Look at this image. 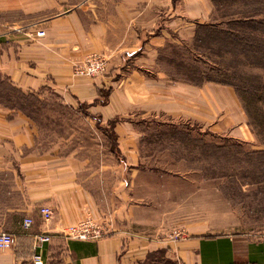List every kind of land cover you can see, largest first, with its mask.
I'll list each match as a JSON object with an SVG mask.
<instances>
[{
    "label": "crops",
    "instance_id": "1",
    "mask_svg": "<svg viewBox=\"0 0 264 264\" xmlns=\"http://www.w3.org/2000/svg\"><path fill=\"white\" fill-rule=\"evenodd\" d=\"M212 16L210 0H0V75L30 97L0 100V230L14 239L0 264H36L35 255L42 264H264V239L191 223L196 205L192 213L190 198L169 191L190 182L153 164V147L175 146L153 125L181 131L221 116L249 137L236 91L193 83L181 68L182 45ZM94 54L105 72L75 76ZM42 207L53 213L47 223ZM87 220L104 237H63ZM179 224L185 237L172 240L166 229ZM42 234L50 242L37 244Z\"/></svg>",
    "mask_w": 264,
    "mask_h": 264
},
{
    "label": "rangeland",
    "instance_id": "2",
    "mask_svg": "<svg viewBox=\"0 0 264 264\" xmlns=\"http://www.w3.org/2000/svg\"><path fill=\"white\" fill-rule=\"evenodd\" d=\"M261 2L260 7H246L244 12L256 8L263 13L262 17L264 0ZM239 3L238 0L232 4L227 14L232 15L240 11V8L236 7ZM221 14L213 5L211 23L216 22L217 16L220 17ZM208 48L206 44L199 43L198 49H195L193 42L190 46L182 45L179 54L182 62L197 65L202 72L208 71L211 66L209 61L212 60ZM214 50L217 51L215 47ZM245 70L247 74H264V71L256 67H246ZM48 98L57 101L54 96ZM0 100L23 103L29 102L30 97L21 91H13L9 83L0 76ZM243 112L246 116L248 138H244L238 130V124L224 125L221 116H215L213 126L188 124V127L182 128L181 131H178L179 127H172L174 125L167 122L161 129L153 125L150 132H168L165 138H174L175 144L172 145L174 148L165 143H158L159 146L153 147L159 152V161L153 164L176 171L175 173L182 176V181L187 179L190 182L189 187L184 185L179 190L178 183L169 191L174 196L180 192L188 197L187 199L190 198L189 209L192 213L196 205L197 212L193 217L197 219L191 220V223H206L214 235L251 234L253 239H264V138L252 132L244 108ZM84 133V128H78L76 131L81 138ZM173 149L175 150L172 151ZM172 160L175 162L173 167L170 164ZM185 202L182 200L183 210L186 209ZM178 203L168 201L165 206L172 209ZM184 227V224H179L166 229L170 231L167 236L175 232L186 234Z\"/></svg>",
    "mask_w": 264,
    "mask_h": 264
},
{
    "label": "trees",
    "instance_id": "3",
    "mask_svg": "<svg viewBox=\"0 0 264 264\" xmlns=\"http://www.w3.org/2000/svg\"><path fill=\"white\" fill-rule=\"evenodd\" d=\"M211 1L216 11L222 14L214 23L199 24L194 40L195 49H198L199 43L209 47L211 66L208 71L202 72L197 65L182 62L183 74L187 80L198 85L215 82L233 87L249 117L252 132L264 138V74H247L245 70L246 67H256L264 71V15L261 17L263 13L256 8L244 12L246 7H260L262 0H239L236 7L240 11L232 15L227 11L238 0ZM1 78L9 83L8 79ZM225 250L223 248V258Z\"/></svg>",
    "mask_w": 264,
    "mask_h": 264
},
{
    "label": "built area",
    "instance_id": "4",
    "mask_svg": "<svg viewBox=\"0 0 264 264\" xmlns=\"http://www.w3.org/2000/svg\"><path fill=\"white\" fill-rule=\"evenodd\" d=\"M44 31H38L37 36H44ZM107 68V60L103 55H90L81 63L73 67V74L78 77L94 78L105 72ZM42 219L45 223L53 218V213L49 208H40ZM33 224V220L26 218L23 223L25 229H29ZM63 237L69 240H97L104 237V232L99 225L91 221H81L68 227L62 233ZM172 240H177L185 237L184 232H175L169 235ZM52 236L42 234L35 236L37 244L50 242ZM14 242L13 236L7 232L0 230V250H6L12 247ZM33 261L36 264H42L41 255H35Z\"/></svg>",
    "mask_w": 264,
    "mask_h": 264
}]
</instances>
